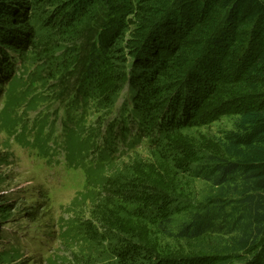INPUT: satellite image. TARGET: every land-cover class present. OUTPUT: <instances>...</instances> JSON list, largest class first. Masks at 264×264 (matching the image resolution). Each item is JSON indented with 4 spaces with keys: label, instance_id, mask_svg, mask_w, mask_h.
<instances>
[{
    "label": "trees",
    "instance_id": "1",
    "mask_svg": "<svg viewBox=\"0 0 264 264\" xmlns=\"http://www.w3.org/2000/svg\"><path fill=\"white\" fill-rule=\"evenodd\" d=\"M12 53L96 109L125 89L149 138L148 160L88 169L78 264H264V0H0V75ZM225 117L219 139L199 132Z\"/></svg>",
    "mask_w": 264,
    "mask_h": 264
},
{
    "label": "rangeland",
    "instance_id": "2",
    "mask_svg": "<svg viewBox=\"0 0 264 264\" xmlns=\"http://www.w3.org/2000/svg\"><path fill=\"white\" fill-rule=\"evenodd\" d=\"M9 57L11 72L0 75V256L4 264H78L90 251L74 227L96 219L101 188L98 172L88 169L104 165L111 173L148 160L149 138L130 106L123 110L125 89L112 107L96 109L80 97L75 77L43 82L33 58ZM236 120L221 118L199 132L219 139ZM192 183L195 195L204 193L203 181Z\"/></svg>",
    "mask_w": 264,
    "mask_h": 264
}]
</instances>
